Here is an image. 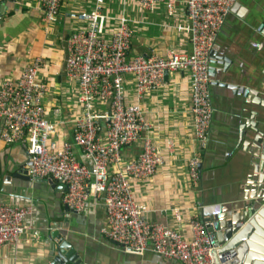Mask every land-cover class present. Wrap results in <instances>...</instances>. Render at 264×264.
Instances as JSON below:
<instances>
[{
	"label": "built area",
	"instance_id": "built-area-1",
	"mask_svg": "<svg viewBox=\"0 0 264 264\" xmlns=\"http://www.w3.org/2000/svg\"><path fill=\"white\" fill-rule=\"evenodd\" d=\"M104 1L93 0L91 9L77 15L85 26L71 32L66 40L65 72L76 83L80 104L72 144L81 150L87 164L77 160L70 143L57 145L54 140L55 123L45 117L42 107L46 87L35 78L43 64L41 58L25 65L15 80L0 83V141L26 144L28 175L63 185L61 200L69 211L81 213L90 198L100 199L106 219L100 233L120 251L138 255L150 245L155 254L179 264H212L214 247L204 223L193 219L191 236L185 238L178 229L145 218V207L133 196L130 179L151 176L164 159L145 138L137 156L124 163L121 160V148L149 130L138 104L124 101V77H133L134 93L140 100L143 94L162 83L165 72L187 74L193 138L198 147V153L188 160L187 169L191 182L196 184L197 165L208 142L212 112L208 91L209 51L235 0H179L186 22L177 24L176 29L187 34L191 51H170L165 56L130 55L132 29L128 20L123 15L117 17L107 33ZM164 1L137 0V4L146 12ZM168 1L171 7L173 1ZM0 2L21 4V0ZM61 2L40 0L45 22L56 21ZM95 102L103 105L109 102V109L105 106L96 111ZM98 120L107 124L103 137L97 136ZM109 165L117 168L110 171ZM30 211L29 206L0 203V247L16 244L25 233L38 240L40 230L24 224ZM226 257L219 259V263L230 264L231 259Z\"/></svg>",
	"mask_w": 264,
	"mask_h": 264
},
{
	"label": "crops",
	"instance_id": "crops-1",
	"mask_svg": "<svg viewBox=\"0 0 264 264\" xmlns=\"http://www.w3.org/2000/svg\"><path fill=\"white\" fill-rule=\"evenodd\" d=\"M172 1V8L167 5L169 1L165 0L145 12L139 9L137 0H105L103 11L107 15V33L114 27L116 18L123 15L132 29L130 55L165 56L170 51L190 53L187 34L176 29L177 24L186 22L183 5L179 0ZM250 4L257 5V1L235 0L232 8L242 12ZM92 6L93 0H62L56 21L48 23L43 20L40 0H21L19 5L0 2V83L6 79L15 80L25 65L35 58H41L43 64L35 78L46 87L42 107L45 117L55 123L54 140L57 145L64 141L70 143L77 160L85 164L87 161L81 150L72 144L80 104L76 83L66 75L65 61L68 35L85 26L77 15ZM221 26L225 35L217 36V43L213 46L236 48L233 68L239 73L252 63L256 49L264 41V35L257 30L252 32L235 16L226 17ZM124 87V101L138 104L149 130L141 133L130 145L121 148L122 162L133 159L141 152L145 138L151 141L164 159L151 176L130 179L133 196L145 207L144 217L149 221L176 228L185 238H190V223L193 219H199V191L197 183L191 182L187 169L188 160L198 153L193 138L188 76L182 72L167 73L162 83L143 94L140 100L135 96L131 75L124 77ZM217 96L221 98L218 105L223 109L230 111L236 107L233 100H226L221 94ZM105 106L94 103L96 111ZM106 125L105 121L98 120V137L104 136ZM226 129L222 114L210 117L209 133L212 131L216 137L222 138ZM220 145L216 142L209 147L207 155L211 159L221 157ZM204 152L205 149L200 153V160ZM26 160L28 152L25 143L5 144L0 141V165ZM116 168L115 165L108 166L110 171ZM229 178L230 171H220L210 184L220 185ZM10 181L3 183L0 177V203L29 206L31 211L25 217L24 224L29 228H38L40 237L33 240L25 233L16 244L2 245L0 264H40L45 260L49 245L44 225L48 216L52 217V221L60 219L58 213L65 208L61 200L64 190L58 191L57 187L51 189L45 181L33 184L31 188ZM224 196L222 191H218L211 193L209 198L214 201ZM73 216L68 230L78 231L74 235L81 249L87 252L91 264H179L155 254L150 245L138 255L115 247L100 233L106 219L102 201L98 198H90L84 211Z\"/></svg>",
	"mask_w": 264,
	"mask_h": 264
},
{
	"label": "water",
	"instance_id": "water-1",
	"mask_svg": "<svg viewBox=\"0 0 264 264\" xmlns=\"http://www.w3.org/2000/svg\"><path fill=\"white\" fill-rule=\"evenodd\" d=\"M256 1L257 5L250 4L242 12L231 8L225 18L235 16L252 32L257 30L264 35V0ZM220 34H224L222 26L217 36ZM214 43H217L216 38ZM235 54L236 48L228 45L218 48L212 45L209 51L210 117L222 114L227 129L222 138L208 132L205 152L197 165V210L214 247L212 264H220L219 259L225 256L231 259L230 264H264V41L256 49L250 66L239 73L233 68ZM163 77H167V72ZM218 94L236 102V107L230 111L223 109L218 105L221 100ZM106 108L109 109V102ZM216 142L221 144V157L213 160L207 151ZM29 164L28 155L24 162L0 165L2 182L12 180L31 188L45 181L51 189L65 190L52 179L29 176L26 169ZM220 171H230L229 180L220 185L210 184ZM218 191L225 196L212 201L209 196ZM73 214L65 207L58 213L59 220L52 221L48 216L44 234L49 245L45 260L40 264H91L74 235L78 231L68 230Z\"/></svg>",
	"mask_w": 264,
	"mask_h": 264
}]
</instances>
